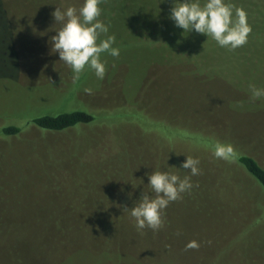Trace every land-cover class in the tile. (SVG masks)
<instances>
[{
    "label": "rangeland",
    "instance_id": "1",
    "mask_svg": "<svg viewBox=\"0 0 264 264\" xmlns=\"http://www.w3.org/2000/svg\"><path fill=\"white\" fill-rule=\"evenodd\" d=\"M183 2L102 0L119 57L101 54L104 79L86 67L74 83L52 51L63 27L52 13L84 0H0V130L19 129L0 133V264H264L263 190L213 156L231 144L264 169V98L249 88L264 89V0H224L252 27L231 51L175 25ZM72 111L92 123H29ZM187 156L201 174L181 167ZM155 171L193 187L163 210L161 229L137 230L131 208L155 197ZM193 240L199 249L185 250Z\"/></svg>",
    "mask_w": 264,
    "mask_h": 264
},
{
    "label": "clouds",
    "instance_id": "2",
    "mask_svg": "<svg viewBox=\"0 0 264 264\" xmlns=\"http://www.w3.org/2000/svg\"><path fill=\"white\" fill-rule=\"evenodd\" d=\"M101 2L102 0H84L79 10L69 6L66 11H61L57 7L52 13L56 22L63 23L57 35L51 37L52 51L58 52L60 60L72 69L74 83L80 79L86 67L93 70L98 79H104L106 66L105 62L101 61V54L119 57V48L112 47L116 42L115 35H107L109 25L98 19L102 13L99 7ZM170 19L184 32L194 29L199 34L211 37L220 47L230 51L246 45L252 32L246 11L234 4L225 3L224 0H205L203 6L200 0L194 2L184 0L171 9ZM101 34H105L107 38L100 40ZM249 88L253 101L264 98V89L255 85H249ZM83 91L88 95L93 94L91 88H84ZM237 106L243 105L238 103ZM213 156L232 162L236 152L231 144L217 143ZM198 164V159L187 156L181 167L190 169L191 175L196 176L201 174ZM149 181L148 185L155 193V197L143 193L139 203L131 208L130 215L135 220L137 230L150 228L157 231L164 226L163 210L170 202L182 199L181 194L190 191L193 185L189 176L181 179L175 174L161 171L150 174ZM199 247L200 244L193 240L186 244L185 250H198Z\"/></svg>",
    "mask_w": 264,
    "mask_h": 264
},
{
    "label": "trees",
    "instance_id": "3",
    "mask_svg": "<svg viewBox=\"0 0 264 264\" xmlns=\"http://www.w3.org/2000/svg\"><path fill=\"white\" fill-rule=\"evenodd\" d=\"M259 30L263 31L262 28H259ZM126 111L128 110H121L120 113ZM92 121L93 117L91 115L82 111H72L59 113L55 116L43 115L34 117L29 120V123L42 130L60 132L77 124L88 125L92 123ZM18 132L19 129L13 126L4 127L0 130V133L7 136L16 135ZM233 160L245 173H247V175L254 179L264 193V169L260 167L254 159L244 154L235 156Z\"/></svg>",
    "mask_w": 264,
    "mask_h": 264
}]
</instances>
